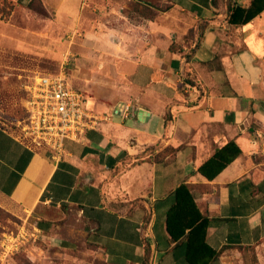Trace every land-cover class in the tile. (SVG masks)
I'll use <instances>...</instances> for the list:
<instances>
[{
  "label": "crops",
  "instance_id": "1",
  "mask_svg": "<svg viewBox=\"0 0 264 264\" xmlns=\"http://www.w3.org/2000/svg\"><path fill=\"white\" fill-rule=\"evenodd\" d=\"M161 1L177 15L172 26L153 24L144 36L84 34L77 88L97 113L129 103L126 117L100 121L80 141L64 139L56 161L0 127V204L42 222L58 249L76 240L59 237L53 218L73 212L78 243L104 264H189L185 245L170 242L165 218L180 184L202 185L193 195L205 243L221 251L207 264H243L234 247H253L264 264V160L255 161L264 131V11L233 27L225 0ZM41 2L59 26L79 21L86 6ZM232 2L246 7L250 0ZM229 142L241 154L205 179L197 168ZM166 147L178 149L155 161Z\"/></svg>",
  "mask_w": 264,
  "mask_h": 264
},
{
  "label": "rangeland",
  "instance_id": "2",
  "mask_svg": "<svg viewBox=\"0 0 264 264\" xmlns=\"http://www.w3.org/2000/svg\"><path fill=\"white\" fill-rule=\"evenodd\" d=\"M85 2L80 20L74 17L71 24L60 27L42 2L34 1L28 8L12 0H0V127L17 134L16 121L25 116V86L34 76L62 69L78 87L76 77L82 68L87 31L117 30L144 36L155 30L153 24L159 28L172 26L176 19L172 17H177L161 0L150 4L139 0L123 6L114 0ZM261 160L262 155H255V161ZM53 219L59 237L74 238L75 246L58 249L49 245V232L38 230L35 219L15 216L0 204V264H104L78 243L83 240L75 233L80 226L73 212Z\"/></svg>",
  "mask_w": 264,
  "mask_h": 264
},
{
  "label": "built area",
  "instance_id": "3",
  "mask_svg": "<svg viewBox=\"0 0 264 264\" xmlns=\"http://www.w3.org/2000/svg\"><path fill=\"white\" fill-rule=\"evenodd\" d=\"M25 117L16 121V137L25 145L44 149L54 161L60 158L64 139L80 141L86 129L108 121L115 114L126 117L131 105L97 113L89 107L90 97L74 87L62 69L54 74L33 77L25 86ZM261 143L257 153L264 157V131L258 132Z\"/></svg>",
  "mask_w": 264,
  "mask_h": 264
},
{
  "label": "trees",
  "instance_id": "4",
  "mask_svg": "<svg viewBox=\"0 0 264 264\" xmlns=\"http://www.w3.org/2000/svg\"><path fill=\"white\" fill-rule=\"evenodd\" d=\"M34 1H38L41 5L40 0H30L22 5L31 8ZM225 4L227 24L233 27H238L249 22L264 11V0H250L246 7L236 5L232 0H225ZM41 8L43 9L42 6ZM41 11L45 13V10ZM218 59L219 57L215 56L214 60ZM177 149L166 147L155 156L154 160L158 161V159L165 157V155L173 154ZM240 154L241 151L237 146L233 142H229L207 158L197 168V172L210 181ZM200 187L202 185L180 184L174 190L173 203L169 207L165 218V229L170 242L185 245V258L189 264H207L209 259L218 256L221 252H212L205 243L206 221L200 214L193 195L194 190L200 189ZM43 222L48 223V226L51 224L49 221ZM41 223L37 221V227L42 231H46L47 228H44ZM150 249V244L145 242V260L149 257ZM233 249L241 250L243 264H257L253 247H234Z\"/></svg>",
  "mask_w": 264,
  "mask_h": 264
},
{
  "label": "water",
  "instance_id": "5",
  "mask_svg": "<svg viewBox=\"0 0 264 264\" xmlns=\"http://www.w3.org/2000/svg\"><path fill=\"white\" fill-rule=\"evenodd\" d=\"M141 111H143V110H141Z\"/></svg>",
  "mask_w": 264,
  "mask_h": 264
}]
</instances>
